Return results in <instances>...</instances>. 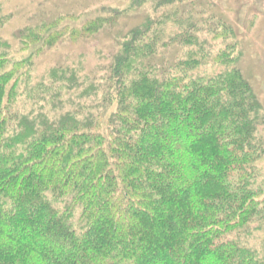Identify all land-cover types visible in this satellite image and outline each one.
<instances>
[{
	"label": "trees",
	"instance_id": "1",
	"mask_svg": "<svg viewBox=\"0 0 264 264\" xmlns=\"http://www.w3.org/2000/svg\"><path fill=\"white\" fill-rule=\"evenodd\" d=\"M150 2L88 73L31 76L117 9L27 26L26 57L0 39V264H264V107L238 32L210 0Z\"/></svg>",
	"mask_w": 264,
	"mask_h": 264
},
{
	"label": "rangeland",
	"instance_id": "2",
	"mask_svg": "<svg viewBox=\"0 0 264 264\" xmlns=\"http://www.w3.org/2000/svg\"><path fill=\"white\" fill-rule=\"evenodd\" d=\"M135 1L0 0V17L4 18L0 23V39L10 44L9 52L12 56L15 58L26 57L32 53V50L21 52L16 33L27 26H37L58 14L68 13L79 16L76 20H67L71 26L73 24L82 25L88 18L109 11L107 8L117 9L120 12L118 17L121 16V20L117 22L116 27L112 29L106 27L92 38L93 41L89 40V43L85 38H79L75 44L67 42L60 47L45 49V52L43 51L36 57L31 76L33 82L36 83L43 75L47 74L49 68L61 59L68 62L82 59L85 72H92L95 70L96 54L110 53V50L122 41L121 36L116 35L117 30L129 28L134 23L137 24L145 13H150L153 2L138 0V3L142 2L134 6ZM210 3L238 32V39L244 51L245 74L250 79L264 107V0H210ZM117 25L122 28L118 29ZM259 167L264 177V157L259 161ZM249 236V246L264 250L262 246L264 230H255Z\"/></svg>",
	"mask_w": 264,
	"mask_h": 264
}]
</instances>
